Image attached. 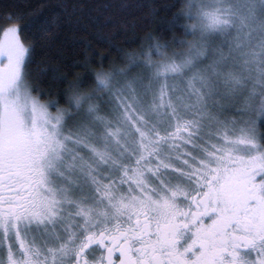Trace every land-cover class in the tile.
I'll list each match as a JSON object with an SVG mask.
<instances>
[{
	"label": "snow or ice",
	"instance_id": "1",
	"mask_svg": "<svg viewBox=\"0 0 264 264\" xmlns=\"http://www.w3.org/2000/svg\"><path fill=\"white\" fill-rule=\"evenodd\" d=\"M185 7L186 54L150 45L54 115L25 82L18 26H0V264H264V0ZM219 37L227 52L200 67ZM248 80L256 119H220Z\"/></svg>",
	"mask_w": 264,
	"mask_h": 264
},
{
	"label": "trees",
	"instance_id": "2",
	"mask_svg": "<svg viewBox=\"0 0 264 264\" xmlns=\"http://www.w3.org/2000/svg\"><path fill=\"white\" fill-rule=\"evenodd\" d=\"M186 2L0 0V26H18L22 42L30 48L25 80L31 92L57 112L68 109L73 92H90L98 72L127 68L150 45H167V55L175 53L177 59L185 54L199 36L185 33L193 22L185 15ZM143 72L133 68L129 75ZM257 134L264 136V126H257Z\"/></svg>",
	"mask_w": 264,
	"mask_h": 264
},
{
	"label": "rangeland",
	"instance_id": "3",
	"mask_svg": "<svg viewBox=\"0 0 264 264\" xmlns=\"http://www.w3.org/2000/svg\"><path fill=\"white\" fill-rule=\"evenodd\" d=\"M260 19H264V17L258 18L257 23H259ZM230 39H231L230 37H219L217 38L218 40L217 45L215 44L216 42L215 39L209 46L207 51V57L203 60V63L200 64V67L202 68L206 67L208 64H211L213 60L218 57V52L216 50L220 48L222 44H224V51L227 52V46L225 42ZM188 50L189 49L187 48V52ZM223 71L225 73H227L228 71H234L237 75H240L241 73L244 72L242 63L234 59H230L228 61L227 65L223 67ZM23 73H24V66H23ZM244 75L246 76L247 74L244 73ZM253 75H255V73H253ZM26 84L28 85L27 82ZM252 86H253V82L251 80H248L246 85L238 89V91L234 95H228L225 98L219 100L218 106L216 109H214V111L219 114L220 119L235 120L237 121V126L243 125L246 121L256 119V110L259 108L260 105V92L258 88L256 95L252 97L251 100H249V91L252 88ZM28 87L30 88L29 85ZM226 91L227 89L224 88L223 84L221 83L219 92L223 94ZM31 94L35 96L32 92ZM246 101H248V104L250 105L249 107L245 106ZM40 102L43 103L41 100ZM220 106H222V110ZM51 113L54 115L56 112H51ZM256 133H257V127H256Z\"/></svg>",
	"mask_w": 264,
	"mask_h": 264
},
{
	"label": "flooded vegetation",
	"instance_id": "4",
	"mask_svg": "<svg viewBox=\"0 0 264 264\" xmlns=\"http://www.w3.org/2000/svg\"><path fill=\"white\" fill-rule=\"evenodd\" d=\"M205 221L207 222V217H205ZM118 255H119V254H118V253H116V254H115V256H114V259H116V257H118ZM116 264H119V261H118V259L116 260Z\"/></svg>",
	"mask_w": 264,
	"mask_h": 264
},
{
	"label": "bare ground",
	"instance_id": "5",
	"mask_svg": "<svg viewBox=\"0 0 264 264\" xmlns=\"http://www.w3.org/2000/svg\"><path fill=\"white\" fill-rule=\"evenodd\" d=\"M191 23V22H190ZM187 27V26H186Z\"/></svg>",
	"mask_w": 264,
	"mask_h": 264
}]
</instances>
